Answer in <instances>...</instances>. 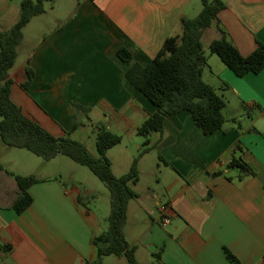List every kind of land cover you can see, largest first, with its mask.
<instances>
[{
  "label": "crops",
  "instance_id": "obj_1",
  "mask_svg": "<svg viewBox=\"0 0 264 264\" xmlns=\"http://www.w3.org/2000/svg\"><path fill=\"white\" fill-rule=\"evenodd\" d=\"M222 1L220 25L247 56L259 41L264 43V0ZM20 4L21 0H0L1 30L17 22ZM201 9L202 0H82L68 20L55 17L48 23L43 19L46 11L36 15L23 29L18 57L9 72L14 80L11 97L28 117L56 136L69 132L85 143L79 139V128L89 125L96 133L97 123L122 135L107 154L114 173L123 175L139 152L123 145L125 139H135L136 149L141 148L137 128L156 106L127 79L128 65L117 51L125 47L133 63L147 64L168 37L181 33L182 18ZM219 35L216 24L206 29V52ZM207 54L203 78L224 96L227 121L223 128L205 134L187 110L166 117L163 132L152 135L158 141L157 167L162 170L163 164L165 175L154 174L153 179L166 192L171 219L162 222L158 208L159 214L144 219L147 228L130 243L137 245L136 254L144 244L151 254L159 250L166 264H264V68L239 76L218 55ZM27 64L35 77L24 88ZM232 106L240 116L226 115ZM22 154L0 151L6 159H19ZM146 154L139 160L140 179L133 185L139 196L129 202L125 234L132 202L141 204L137 186L145 173ZM234 156L255 173L239 177L237 168L227 167ZM8 160H0L5 166L0 170V245L11 249L0 250V264L94 261V237L107 227L97 209L86 204L82 192L65 181L62 172L41 174L46 163L38 172H27L22 162ZM6 169L42 179L29 187L33 201L22 212L13 206L19 187ZM218 171L222 173L214 174ZM71 177L76 180L74 174Z\"/></svg>",
  "mask_w": 264,
  "mask_h": 264
},
{
  "label": "trees",
  "instance_id": "obj_2",
  "mask_svg": "<svg viewBox=\"0 0 264 264\" xmlns=\"http://www.w3.org/2000/svg\"><path fill=\"white\" fill-rule=\"evenodd\" d=\"M54 1L21 0L17 22L7 30L0 29V136L8 146L28 149L44 159L50 160L62 154L88 166L109 189L110 212L107 227L94 237L97 257L85 264H102L107 255L124 256L126 264H139L137 245L126 239L125 227L129 202L139 196L133 188L140 179L139 160L158 144V141H153L152 135L163 132L167 116L183 110L189 111L205 134L223 128L227 121L223 112L226 105L224 96L203 78L204 68L208 65V54L203 43L204 32L211 25H217L220 35L210 41V53L217 54L239 76L250 71L258 73L264 68V43L259 41L251 54L242 55L220 25L218 13L225 8L224 1L202 0L200 12L193 17H183L181 33L168 37L149 63H133L132 53L127 48L120 47L117 54L128 65L127 79L156 106V111L138 126L137 133L143 137L141 148L129 170L118 176L113 171L107 151L122 141V135L113 132L103 123H97L98 154L94 155L85 143L72 138L69 132L56 136L28 117L11 97L14 80L9 72L18 57L19 46L24 38L23 29L34 16L46 11V2ZM26 74L27 78L22 83L24 88H28L35 77V71L29 64L26 66ZM74 106L87 110L78 103H74ZM77 126L78 123L75 128ZM160 158L164 160L162 156ZM227 167L237 168L239 177L255 173V169L241 157L234 156ZM0 170H5L1 162ZM7 172L14 176L19 187L13 206L18 212H22L33 201L29 187L42 179L34 174ZM220 173L222 171L214 174ZM10 249V245H0V250L5 253ZM152 255L156 264H166L162 261L159 250H154ZM228 255L235 259L232 253L228 252Z\"/></svg>",
  "mask_w": 264,
  "mask_h": 264
},
{
  "label": "rangeland",
  "instance_id": "obj_3",
  "mask_svg": "<svg viewBox=\"0 0 264 264\" xmlns=\"http://www.w3.org/2000/svg\"><path fill=\"white\" fill-rule=\"evenodd\" d=\"M82 0H58L57 2H46V16L43 19L47 20L48 23L53 21V19L59 18L61 20H68L75 14V7L77 3ZM37 20H35V23ZM44 27V26H43ZM35 34L37 33V28H35ZM206 42V41H205ZM207 42L205 43V45ZM207 46V45H206ZM207 48V47H206ZM207 52L210 53L207 48ZM217 57V54H214ZM210 63V62H209ZM209 65V64H208ZM231 114H238L239 111L232 106L229 107L226 111V115L230 117ZM244 121L248 119L247 115H243L242 118ZM79 139L83 140L89 150L97 155L96 149V133L92 130V127L87 125L83 128H79ZM142 144L143 137L137 135ZM135 139H125L123 145L127 146L130 151H139L135 146ZM1 147L3 150H1ZM0 151H21L23 153L19 159L14 157H0V160H8L10 164H15L14 162H22L26 167L27 172L39 171L42 163H46V168L41 171V174H53V172H62V176L65 181L70 185H75L81 192L84 201L88 206L97 209L100 214L102 223L108 225V214L110 212V192L106 185L101 181L98 176H96L93 171L83 164L75 162L70 157L65 155L58 156L59 158H54L51 160L44 159L41 156L34 154L25 148L11 147L5 144L0 136ZM145 155L143 180L137 186L139 191L142 193L141 204L137 202H132L131 204V221L129 226L126 229V239L129 242H132L134 238L139 234L140 231L147 228V224L143 223V220H151V216H157L159 214L158 208L159 204H164L165 199L167 198L166 192L164 191L163 186H160L156 181H154V174L161 176L165 175L164 166L161 164L162 170L157 167L158 158L156 155L157 151L155 149L151 150ZM138 154V153H136ZM60 159H64L61 162ZM62 170V171H60ZM154 172V173H153ZM60 174V173H59ZM76 176L74 181L71 175ZM165 178V177H164ZM89 192H92L94 196H91ZM158 198V204L157 199ZM139 264H156L155 258L151 254L147 245H142L137 254ZM102 264H126V258L124 256L116 255H107L104 256Z\"/></svg>",
  "mask_w": 264,
  "mask_h": 264
},
{
  "label": "built area",
  "instance_id": "obj_4",
  "mask_svg": "<svg viewBox=\"0 0 264 264\" xmlns=\"http://www.w3.org/2000/svg\"><path fill=\"white\" fill-rule=\"evenodd\" d=\"M159 211L161 213V221L165 223L169 222L171 219L169 214V204L168 203L159 204Z\"/></svg>",
  "mask_w": 264,
  "mask_h": 264
}]
</instances>
